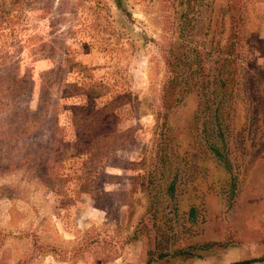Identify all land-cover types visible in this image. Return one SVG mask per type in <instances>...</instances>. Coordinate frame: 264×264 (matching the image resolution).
Returning <instances> with one entry per match:
<instances>
[{"label": "rangeland", "instance_id": "obj_1", "mask_svg": "<svg viewBox=\"0 0 264 264\" xmlns=\"http://www.w3.org/2000/svg\"><path fill=\"white\" fill-rule=\"evenodd\" d=\"M261 255L264 0H0V264Z\"/></svg>", "mask_w": 264, "mask_h": 264}, {"label": "trees", "instance_id": "obj_2", "mask_svg": "<svg viewBox=\"0 0 264 264\" xmlns=\"http://www.w3.org/2000/svg\"><path fill=\"white\" fill-rule=\"evenodd\" d=\"M214 152L218 155L217 151L214 150ZM259 261H264V255L254 258H248L244 260H238V261L230 262L228 264H251L253 262H259Z\"/></svg>", "mask_w": 264, "mask_h": 264}]
</instances>
